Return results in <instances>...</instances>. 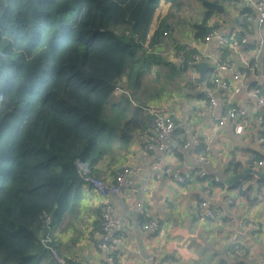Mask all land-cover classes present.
<instances>
[{
    "label": "trees",
    "instance_id": "1",
    "mask_svg": "<svg viewBox=\"0 0 264 264\" xmlns=\"http://www.w3.org/2000/svg\"><path fill=\"white\" fill-rule=\"evenodd\" d=\"M162 1L0 0V264H37L48 250L39 249L47 231L42 214L51 213L57 223L81 193L77 161L89 162L103 178L99 161L125 153L148 125L143 104L113 101L121 109L113 123L104 110L128 64L145 77L158 60L144 51ZM164 1L171 8L185 3ZM200 1L205 13L192 25L195 39L212 26L225 27L230 15L226 0ZM239 15L238 23L248 25L257 14L241 6ZM169 27L163 19L149 46L161 42ZM117 126L114 150L104 131ZM254 153L250 164L264 158Z\"/></svg>",
    "mask_w": 264,
    "mask_h": 264
},
{
    "label": "crops",
    "instance_id": "2",
    "mask_svg": "<svg viewBox=\"0 0 264 264\" xmlns=\"http://www.w3.org/2000/svg\"><path fill=\"white\" fill-rule=\"evenodd\" d=\"M242 1L226 0L230 15L224 28L239 32L251 40L264 39V26L258 25L256 21L249 22L248 25L238 23ZM236 6L240 8L237 9ZM174 8H171L170 2H161L154 14L146 43L149 54L158 57V60L154 59L152 67H159H151L152 71L146 77L147 85L163 84L167 79L171 81L165 84L161 96L157 95V99L145 106H157L163 112L172 114L181 128L170 136L168 143L171 149L165 153L145 152L135 134L125 155L118 161L119 165L105 159L99 164L104 171L103 179L107 183L114 181L124 165H131L134 172L130 175L131 184L125 195L102 197L83 181L81 193L78 195L79 199H83L79 213L69 214L73 209L70 204L66 213L52 228L53 246L58 255L67 262L112 264L107 252L98 249L91 239L92 231L99 224L100 205L110 202L114 208L117 233L122 237V241L112 249L115 264H163L166 257L174 259V264H264V182H260L263 178L247 173L241 179L229 182L231 176L241 173L247 167L259 168L264 172V158L263 164L259 161L250 164L254 151L262 153L264 157V142L261 141L264 123L254 114L248 130L244 134H237L231 123L218 125L211 121V114L204 107L203 95L197 85L189 80L188 72L178 74V68L164 64L173 62L178 67V47L190 42L173 37V33H178V27L185 19L180 18L178 13L175 16ZM165 18L171 27L162 36L161 42L149 46L152 34ZM200 48L202 51L212 52L225 47L214 40L209 44L201 43ZM224 51L232 59L234 69H242L247 61L254 58L251 49L240 51L241 54L226 49ZM258 60L264 70V47ZM162 63L163 68L160 67ZM206 73L207 78L212 77L210 68ZM230 74L231 71L226 76ZM162 75L166 78H161ZM250 80L251 77L246 81ZM126 81L123 77L120 84L124 90ZM242 89L234 91L232 85L227 97L220 89L217 90L219 102L214 112L220 114L226 105L232 104L239 106L242 112L251 114L255 100L247 89ZM224 99L228 101L222 102ZM260 113L264 116V109ZM196 127L200 128L198 134L202 139V146L195 150L186 149L181 154L174 151L172 145L182 144L183 138L184 142L191 140L196 135ZM162 155L166 156L170 171L156 178L150 173V168L156 158ZM203 168L208 172L207 179L193 174V171ZM174 171L188 175L184 183L175 181L172 176ZM215 178H219V182ZM206 189L212 190L213 196L218 200L215 219L201 214L199 202L200 197L206 194ZM140 200L142 207L138 208ZM144 212L149 213V219L159 220L157 230L141 227L140 221L144 222ZM168 241H175L178 245L180 243L181 246L189 248L192 255L183 258L170 251ZM236 243L244 246L246 252L236 254L233 248ZM43 248L46 249L42 244L39 249ZM48 253L53 255L50 250L45 252ZM45 254H42L41 260ZM53 257L57 258L54 255Z\"/></svg>",
    "mask_w": 264,
    "mask_h": 264
},
{
    "label": "built area",
    "instance_id": "3",
    "mask_svg": "<svg viewBox=\"0 0 264 264\" xmlns=\"http://www.w3.org/2000/svg\"><path fill=\"white\" fill-rule=\"evenodd\" d=\"M241 6H250L254 8L257 15L252 18L249 17V19L253 22L256 21L260 26H264V0H243ZM214 40L218 41V43L225 48L212 52L202 51L200 48L201 43L209 44ZM194 41L195 42H185L178 47L177 59L180 65L185 66L189 80L197 85V88L203 95L204 107L211 114L210 120L218 125H223L227 122L231 123L237 134H244L248 130L254 114H256V117H258L261 123H264V116L260 113L264 109V70L261 68L258 60V56L264 47V39L259 38L257 40H251L248 36L243 35L238 38L235 35H230L229 30L224 27L212 26L211 30L202 38ZM225 49L238 53L246 49H251L254 58L247 61L242 69H234L232 59L225 55ZM202 61H207L209 63L212 77H206L205 80L200 82L198 81V64ZM230 71L231 74L226 76ZM247 76L251 77L250 81H246L249 78ZM251 84H254V86L251 87ZM232 85L234 91H239L241 88H243L242 90L247 89L251 97L255 100V106L251 114L242 112L239 106L232 104L226 105L220 114L214 112L219 102L217 90L220 89L224 96L227 97L226 95L230 93ZM114 92L121 93L125 92V90L118 84ZM221 101H228V99ZM147 110L150 114V121L144 129L136 134L137 138L145 152L160 151L161 153H165L171 149L168 143L170 136L179 130L181 125L176 122L172 114L163 112L157 106L152 105L147 107ZM195 130H197L196 135H194L191 140H187L182 144L172 145V149L178 154H181L186 149L195 150L196 147H201L202 139L198 134L200 128L196 127ZM261 141L264 142V135H262ZM206 148H208V146ZM259 163L263 164V161H259ZM77 166L84 183L89 184L102 197H107L109 195H125L131 184L130 175L134 172L130 164L124 165L116 174L114 181L112 183H107L103 178L92 172L89 162L78 160ZM169 171L170 169L167 166L165 155L158 156L150 168V173L154 174L156 178H160ZM193 174L201 179H207L208 172L203 168L193 171ZM172 176L175 181L179 183H184L188 177L187 174L180 171L172 172ZM215 181L219 182V178H215ZM206 186H208L207 182ZM242 189L244 190L245 188L243 187ZM205 192L206 194L200 197L201 200L199 202V207L202 209L201 214L215 219L218 200L213 196L212 190L206 189ZM137 206L138 208L142 207L141 200L138 202ZM99 212V226L92 231L91 239L98 249L107 252L109 261L115 264V256L112 249L118 242L122 241V237L118 235L116 230L114 208L110 202H106L100 205ZM149 217V213L144 212V222L140 221L141 227L152 231L157 230L159 220L149 219ZM41 220L43 227L47 230L42 239V244L61 261V264H68L65 259L58 255L57 250L53 246L54 239L51 232L54 223L53 215L49 212H44ZM167 245L170 251L178 253V255L183 258H188L192 255L189 248L181 246L180 243L178 245V242L168 241ZM233 248L236 254H243L246 252V248L238 243L234 244ZM162 263L174 264L175 261L171 257H166Z\"/></svg>",
    "mask_w": 264,
    "mask_h": 264
},
{
    "label": "rangeland",
    "instance_id": "4",
    "mask_svg": "<svg viewBox=\"0 0 264 264\" xmlns=\"http://www.w3.org/2000/svg\"><path fill=\"white\" fill-rule=\"evenodd\" d=\"M187 1V2H186ZM184 2V1H182ZM185 5V6H184ZM205 8L200 0H185V3H181L180 5H176V7L173 10V14L175 16L180 15V18L185 17L184 21L180 23V26L178 27V33H173V37H178V40H188V41H194L196 40L193 37V24L200 22L203 18ZM146 55H149V52L146 50L144 51ZM176 52V50H175ZM152 53H150L151 55ZM154 64H157L154 63ZM171 65H174L173 62L170 63ZM176 66V65H175ZM152 67V65H151ZM163 68V63L160 66ZM153 69H158L159 67H152ZM138 66H130L129 64L126 67V73L125 78L127 81L125 82V92H121L120 94L114 93L112 96L110 103L106 106L104 110V117L111 123L115 122L116 114L120 112V106L114 107L113 101L119 100L120 98H124V102L130 103L131 105H138L143 104L145 105L148 102H151L153 99H157V95H160L163 93V90L165 88V84L170 82V79L165 80V82L162 83H156V85L149 86L147 85L146 77L149 74H146L145 77H139L138 76ZM151 68L149 72H151ZM165 79L166 77L164 75L161 76V78ZM176 83V81H172ZM121 84V83H119ZM123 84V83H122ZM158 84H161L159 86ZM128 114V111H125ZM127 118V117H126ZM125 118V119H126ZM124 119V120H125ZM123 123V122H122ZM121 123V124H122ZM104 134H108L109 137L112 136V149L119 150V136L121 134V128L120 127H114L110 131L105 130ZM123 155H125L122 151L117 152L114 156V159L110 156L104 157L99 161V164H102V161L108 160L113 161L112 163H115V165H119L118 161H120L121 158H123ZM115 161V162H114ZM109 166V165H108ZM96 172V171H95ZM81 199H76L73 202V209L69 212V214L77 215L81 209L80 205L82 203ZM37 264H61V261L55 257L51 253L45 254L43 259L40 260Z\"/></svg>",
    "mask_w": 264,
    "mask_h": 264
},
{
    "label": "water",
    "instance_id": "5",
    "mask_svg": "<svg viewBox=\"0 0 264 264\" xmlns=\"http://www.w3.org/2000/svg\"><path fill=\"white\" fill-rule=\"evenodd\" d=\"M198 68H199V72H200V77L198 79V81H203L206 79V75H207V70L209 68V63L207 61H202L198 64ZM247 173H254L256 175H258L260 178H264V172L261 171V169L259 168H251V167H247L246 169H244V171H242L241 173H238L234 176H231L229 182H233L235 180L241 179L244 175H246Z\"/></svg>",
    "mask_w": 264,
    "mask_h": 264
}]
</instances>
